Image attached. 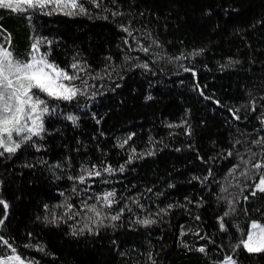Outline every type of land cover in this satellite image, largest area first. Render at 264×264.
Instances as JSON below:
<instances>
[{"label":"trees","instance_id":"16d2710c","mask_svg":"<svg viewBox=\"0 0 264 264\" xmlns=\"http://www.w3.org/2000/svg\"><path fill=\"white\" fill-rule=\"evenodd\" d=\"M77 3L85 13L0 8V45L28 61L42 41L83 92H39L44 131L0 149V257L264 264L242 243L264 224V0Z\"/></svg>","mask_w":264,"mask_h":264},{"label":"snow or ice","instance_id":"6c2138e0","mask_svg":"<svg viewBox=\"0 0 264 264\" xmlns=\"http://www.w3.org/2000/svg\"><path fill=\"white\" fill-rule=\"evenodd\" d=\"M90 2L96 7L100 6L96 0H90ZM52 4H55L56 8L61 11L67 8H79L80 14L86 11L82 5H78L77 0H0V8L18 13L29 9L33 11L36 9L46 10ZM45 14L50 13L46 11ZM64 14L75 15L77 13L67 11ZM40 43L42 41L37 40L32 44L33 54L28 61H21L14 56L13 51L0 46V148L4 152L15 153L22 144L32 141L34 136H40L44 131L42 118L50 109L47 101L42 99L38 92L44 93L50 98L64 101H71L78 94H83L77 86L71 84L72 81L80 78L78 75L69 74L66 70L49 62L46 57H36L35 52L39 51ZM143 51L147 52V49L145 48ZM71 67L76 69L77 65L73 64ZM65 81L69 83L66 84ZM34 90H38V92ZM68 119L73 123L76 121L75 116L70 115ZM255 167L261 168L264 165L256 164ZM108 171L111 172V169ZM260 175L261 179L257 187L264 192V187H262L264 173ZM80 182H84L83 177ZM113 195L109 192L103 197L105 204L110 206V197ZM0 203L4 202L0 200ZM4 207L7 208V204ZM88 210L96 211L95 206ZM96 214L99 215L98 212ZM111 219L116 220L118 216H112ZM2 223L3 221L0 220V224ZM142 223L148 225L153 221L144 220ZM221 229H224L223 223H221ZM242 243L249 252L264 251V226L253 222L251 231L247 233V239L242 240ZM3 244L8 245V241L3 240ZM12 251L13 255L6 259H0V264H24L21 256L15 253V248ZM200 251L203 252L204 249L201 248ZM225 264H233L230 257L226 259Z\"/></svg>","mask_w":264,"mask_h":264},{"label":"rangeland","instance_id":"374dc122","mask_svg":"<svg viewBox=\"0 0 264 264\" xmlns=\"http://www.w3.org/2000/svg\"><path fill=\"white\" fill-rule=\"evenodd\" d=\"M67 10H71V11H72V10H74V9L67 8ZM0 46H1V45H0ZM5 49H6V48H5ZM32 54H33V50H32V52H31V55H30L29 60L31 59ZM35 55H36L37 58L42 57V55L39 53V51L35 52ZM65 83L67 84V83H69V82H68V81H65ZM71 84H72V83H71ZM34 91H37V92H38V90H34ZM38 94L40 95V97L42 96L39 92H38ZM43 94H44V93H43ZM0 149H2V148H0ZM259 183H260V181L258 182V184H259ZM262 187H264V185H262ZM253 222H256V223L261 224L262 226H264V224L261 223V222H259V221H251L250 224H249L248 232L251 231V224H252ZM248 232H247V233H248ZM246 239H247V235H246L245 240H246ZM10 255H13V253L10 254ZM10 255H8V256H10ZM8 256L0 257V259H6ZM227 258H229V257H226V258L222 259V260L220 261V263H221V264H225ZM230 258H231V257H230ZM21 259L24 261V264H33V262H32L31 260H27V259H23V258H21ZM231 260H232L233 264H237L233 258H231Z\"/></svg>","mask_w":264,"mask_h":264}]
</instances>
